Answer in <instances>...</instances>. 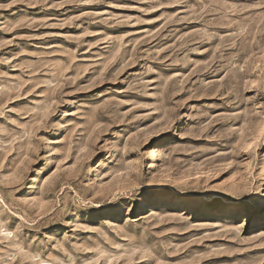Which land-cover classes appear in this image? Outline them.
Returning <instances> with one entry per match:
<instances>
[{
    "label": "rangeland",
    "instance_id": "obj_1",
    "mask_svg": "<svg viewBox=\"0 0 264 264\" xmlns=\"http://www.w3.org/2000/svg\"><path fill=\"white\" fill-rule=\"evenodd\" d=\"M0 264H264V0H0Z\"/></svg>",
    "mask_w": 264,
    "mask_h": 264
},
{
    "label": "bare ground",
    "instance_id": "obj_2",
    "mask_svg": "<svg viewBox=\"0 0 264 264\" xmlns=\"http://www.w3.org/2000/svg\"><path fill=\"white\" fill-rule=\"evenodd\" d=\"M150 201H152V200H150ZM145 202H143V204H144ZM216 206V204H214V206H213V204L212 205H210V206H206V207H212V209H210V210H213V209H217V207H215Z\"/></svg>",
    "mask_w": 264,
    "mask_h": 264
}]
</instances>
